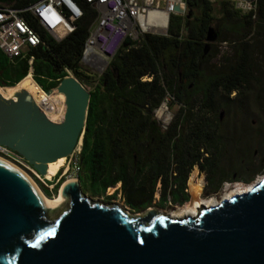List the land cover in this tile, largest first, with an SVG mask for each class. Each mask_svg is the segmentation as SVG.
<instances>
[{
	"label": "trees",
	"instance_id": "trees-1",
	"mask_svg": "<svg viewBox=\"0 0 264 264\" xmlns=\"http://www.w3.org/2000/svg\"><path fill=\"white\" fill-rule=\"evenodd\" d=\"M37 1L0 0V4L25 9ZM78 1L85 7V15L74 32L60 42L30 12L24 14L43 44L13 58L0 48V72H6L4 78L14 76L13 81L0 78L1 87L17 85L31 68L35 80L46 91L57 87L69 72L87 84L82 57L97 12L91 4ZM217 3L191 0L185 16L171 17L167 35L145 34L137 42L127 39L109 62L90 90L79 154V180L85 194L104 197L111 187L120 184L121 188L107 197L116 199L121 193L127 206L134 213H141L156 204L158 191L160 207L189 202L188 181L196 166L207 173L213 192L219 191L224 182L235 180L232 177L236 173L246 175L251 171L250 163L239 154L235 156L234 170L225 164L230 158L229 139L221 134L220 122L230 101L237 99H231L232 94L239 96L252 81L247 39L257 23L264 26V0H258L256 9L249 13L221 1L219 7L226 16L240 19L245 33L234 45L238 59L225 57L228 68L205 74V66L220 52L215 41L229 39L225 34L228 30L217 24ZM210 28L217 34L214 42L208 40ZM168 96L178 101L181 108L165 130L155 110ZM203 149L209 157L204 158ZM61 173L51 172L48 178L58 174V179ZM254 175L255 172L250 177ZM64 183L65 179L51 182L55 184L53 190L41 185L51 197Z\"/></svg>",
	"mask_w": 264,
	"mask_h": 264
},
{
	"label": "water",
	"instance_id": "water-1",
	"mask_svg": "<svg viewBox=\"0 0 264 264\" xmlns=\"http://www.w3.org/2000/svg\"><path fill=\"white\" fill-rule=\"evenodd\" d=\"M216 39L210 28L208 40ZM54 89L66 96L59 123L26 90L17 101L0 93V145L21 153L43 176L48 163L69 158L83 144L91 100L70 72L45 91ZM61 189L71 205L51 219L53 211L27 176L0 159V264H264V177L184 219L92 202L79 179Z\"/></svg>",
	"mask_w": 264,
	"mask_h": 264
},
{
	"label": "built area",
	"instance_id": "built-area-1",
	"mask_svg": "<svg viewBox=\"0 0 264 264\" xmlns=\"http://www.w3.org/2000/svg\"><path fill=\"white\" fill-rule=\"evenodd\" d=\"M97 12V18L91 27L86 41L82 63L104 65L112 60L125 40L137 42L145 34L167 35L171 17L185 16L191 0H84ZM226 1L235 9L249 13L256 9L258 0H209ZM30 12L41 26L56 41H62L73 33L78 21L85 15V7L78 0H38L25 9H16L0 4V48L9 57H22L30 47L43 44L39 33L28 23L24 14ZM156 17L150 19V14ZM33 60H30L32 63ZM163 104L155 110L161 126L166 130L172 122L168 109ZM161 111V113H159ZM78 149V148H77ZM77 150L66 158L67 167L56 182L79 179L81 164ZM0 157L23 169L33 179L54 189L50 184L56 176L48 178L41 175L34 166L18 151L0 145ZM62 169V168H61ZM120 185V184H119ZM117 189V188H116ZM160 190V185L158 186Z\"/></svg>",
	"mask_w": 264,
	"mask_h": 264
},
{
	"label": "rangeland",
	"instance_id": "rangeland-1",
	"mask_svg": "<svg viewBox=\"0 0 264 264\" xmlns=\"http://www.w3.org/2000/svg\"><path fill=\"white\" fill-rule=\"evenodd\" d=\"M217 6L218 7L216 8L215 12L217 24L220 25L221 28H225L226 30H228L225 34L229 39L228 41H215L220 52L219 55L215 59H213L211 63L205 66V74L218 73L220 70H225L226 68H228L229 64L224 60L225 57H233L235 59H238L234 52V45L240 41L241 35L245 33V29L242 28L243 22L240 19L234 18L232 16H226L224 11L219 7L221 6V1L217 3ZM247 40L249 42L248 46L250 47L248 53L250 54L251 63L253 64V78L249 86L242 89L239 96L237 93L236 95L231 96V99H237L235 101H230V103L228 104L229 110H227L226 113L222 112L223 128H221V134L224 136V138L229 139L228 143L230 158L226 160L225 164H230L234 170V167L236 165L235 156L239 154L241 157L247 160V163H250L252 169L246 175L242 172L239 174L236 173L234 175L235 180L224 182L219 191L213 192V190L207 185V173L201 171L200 168L196 166L191 173L188 181V192L190 194L189 202L183 205L168 204L164 207H160L158 205L160 192H157L156 204H154L152 208L157 210L162 215L171 216V214L177 212L180 208L189 203L191 204L195 199L194 193L192 191V185H203L201 193L197 195V198H215L218 202H221L224 199V194H226L228 190H232L236 185L255 184L264 177V26H260L257 23L254 32L249 36ZM110 61L111 60H109L104 65H90L83 63L82 71L86 76L87 83L84 86L89 91L95 88L96 84L99 81V77L103 74ZM42 90L47 93L43 88ZM223 101H225V99ZM163 107L164 109L169 110L172 119L180 111L181 108L180 103L176 100L174 101L173 98H171L170 101L168 100ZM159 113H161V111H159ZM81 147L82 144L78 146V152H81ZM66 167L67 161L62 167L56 168L54 171L57 172L59 170V172H63ZM233 170L231 174L235 173ZM254 172V177H250V175H252ZM240 176L244 177V179H239ZM54 181L56 182L57 179H54ZM38 184L43 189L41 183L38 182ZM116 188L120 189L121 185H118L117 187H111L108 190L107 195L104 197L93 196L89 193H87L86 196L92 202L110 206L118 205L122 209L130 212V214L132 215L141 214L144 216L147 214L149 209L141 213H134L130 209V207L127 206L121 193L117 196L116 199H109L107 196L114 194L117 190ZM59 194L60 189L51 197L56 198V196H58ZM70 205V198H65V202L62 203L56 211L52 212L49 215L50 218L56 219L58 216H60L61 213L69 209Z\"/></svg>",
	"mask_w": 264,
	"mask_h": 264
},
{
	"label": "bare ground",
	"instance_id": "bare-ground-1",
	"mask_svg": "<svg viewBox=\"0 0 264 264\" xmlns=\"http://www.w3.org/2000/svg\"><path fill=\"white\" fill-rule=\"evenodd\" d=\"M156 13L152 12L150 14V19L156 17ZM26 90L30 96L35 100V102L40 106L42 111L46 113V115L54 122H62L66 113V96L63 92H59L57 89L52 90L50 93H45L41 86L36 82L32 72H30L20 83L13 87H1L0 93L8 99L18 100V93ZM1 160H4L0 157ZM5 162L11 164L9 161L4 160ZM66 162V158H60L56 162H50L47 164V173L46 176L53 172L56 168L62 167ZM15 168H17L20 172H22L27 178L32 182V184L37 189L38 193L42 197L46 207L51 211H56L62 203L65 202V197L62 194V189L60 190V194L56 196V198L47 196L41 186L38 184L36 180H34L29 174H27L23 169L11 164ZM49 173V174H48ZM73 180V179H72ZM68 180L66 182H69ZM65 182V183H66ZM201 183V182H200ZM199 183V184H200ZM203 184V183H202ZM254 184H244V185H236L232 190H228L226 194H224V198H229L237 193H242L248 191ZM192 191L194 193L195 199L190 204L185 205L180 208L177 212L171 214L172 218L176 219H184L189 216L198 217L201 213V210L206 207H210L219 202L215 198L204 199L197 198V195L201 193L203 185H192ZM233 187V186H232Z\"/></svg>",
	"mask_w": 264,
	"mask_h": 264
},
{
	"label": "crops",
	"instance_id": "crops-1",
	"mask_svg": "<svg viewBox=\"0 0 264 264\" xmlns=\"http://www.w3.org/2000/svg\"><path fill=\"white\" fill-rule=\"evenodd\" d=\"M30 72H32V74H33V68H31ZM5 73L3 71L0 72V78L4 79L5 81H13L14 80V76H12V75H7V78H4V76L6 75Z\"/></svg>",
	"mask_w": 264,
	"mask_h": 264
},
{
	"label": "flooded vegetation",
	"instance_id": "flooded-vegetation-1",
	"mask_svg": "<svg viewBox=\"0 0 264 264\" xmlns=\"http://www.w3.org/2000/svg\"><path fill=\"white\" fill-rule=\"evenodd\" d=\"M233 95H236V92H234V93L232 94V96H233ZM222 124H223V122L221 121V122H220V128H223V127H222ZM167 129H168V128H167ZM202 151L205 152L204 149H203ZM205 157H209V154L206 153V152H205L204 158H205ZM204 158H202V161L205 160ZM197 167H198V166H197ZM193 170H194V169H193ZM193 170H192V172H193ZM192 172H191V173H192ZM175 173H176V171H175ZM191 173H190V175H191ZM232 178H235V176H233ZM207 185L209 186L208 176H207Z\"/></svg>",
	"mask_w": 264,
	"mask_h": 264
}]
</instances>
